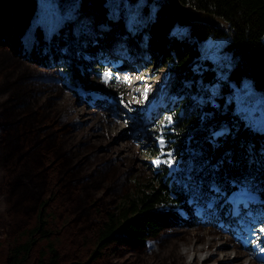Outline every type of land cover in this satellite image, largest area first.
<instances>
[{
    "label": "trees",
    "instance_id": "1",
    "mask_svg": "<svg viewBox=\"0 0 264 264\" xmlns=\"http://www.w3.org/2000/svg\"><path fill=\"white\" fill-rule=\"evenodd\" d=\"M181 1L226 26L186 18L168 0L119 8L58 0L62 10L74 2L69 15L48 29L36 24L27 46L22 34L37 0H0V264H206L188 263L180 250L198 235L192 229L234 241L243 224L264 226V132L226 92L244 77L264 91V0ZM123 32L140 36L146 66L158 56L177 64L174 97L162 107L172 123L160 130L166 149H175L173 170L134 174L133 157L97 154L80 118L60 103L73 90L87 103L78 86L126 91V82H105L88 67L109 60L108 36ZM220 35L233 62L227 78L208 55ZM218 81L221 93L213 90ZM240 188L257 199L233 212L228 197Z\"/></svg>",
    "mask_w": 264,
    "mask_h": 264
},
{
    "label": "rangeland",
    "instance_id": "2",
    "mask_svg": "<svg viewBox=\"0 0 264 264\" xmlns=\"http://www.w3.org/2000/svg\"><path fill=\"white\" fill-rule=\"evenodd\" d=\"M104 1L115 8L127 4V0ZM73 5L74 2L62 10L58 0H37L36 11L22 34L24 43L27 46L31 44L33 28L36 24H41L48 29L49 24L69 15ZM202 16L215 20L222 26L226 24L209 13L204 12ZM73 31H79L76 24L73 25ZM226 38L227 35L217 36L208 47V55L217 63L219 78L228 77L233 63L229 51L222 49ZM108 42L109 49L113 50L110 59H117L118 63H112L110 60L104 61V64L100 66L93 61L88 67L94 75L101 74L105 82L114 78L126 82L128 85L126 91L121 95L112 96L105 90L93 88L84 90L78 86L75 89L89 97L87 103L79 101L74 90L66 92L60 103L65 106L71 116L80 118L81 129L90 133V140L96 145L97 154L133 157V165L136 167L134 174L141 172V169L145 172L153 168L173 170L177 166L175 149L173 147L166 149L169 143L160 134V130L163 126H169L172 123V113L163 111L162 107L174 97L173 94H168L167 90L174 77L176 62L169 63L162 56H158L153 59V64L146 66L151 58L141 47L140 36L134 38L128 32H123L121 36L119 34L108 36ZM84 57L94 60L87 53ZM219 84H221L220 81L216 82L213 90L221 93ZM145 89L148 91L146 96ZM226 92L228 99L236 102L238 113L246 123L264 132V91L256 88L250 78L244 77L240 84ZM168 117H171L170 122ZM224 129L225 127L220 125L216 131L220 132ZM81 134L82 132L77 131L75 137L79 138ZM157 160L160 163H156ZM239 190L250 193L244 188ZM234 198L235 194L228 197L233 212L237 210L240 202L235 201ZM241 202L247 203L248 200L243 198ZM243 229V233L249 231L250 234H235L234 241H231L232 235L228 233L192 229L191 232L198 235L182 242L180 250L188 263L197 261L198 263L206 262V264H259L258 261L262 260V252L257 249V242L253 244V240L259 238L263 242L264 235L258 227L245 225ZM236 242L243 245L242 250L235 249ZM150 248L153 251L158 248V245L150 242Z\"/></svg>",
    "mask_w": 264,
    "mask_h": 264
},
{
    "label": "water",
    "instance_id": "3",
    "mask_svg": "<svg viewBox=\"0 0 264 264\" xmlns=\"http://www.w3.org/2000/svg\"><path fill=\"white\" fill-rule=\"evenodd\" d=\"M170 2V4L172 5V7L180 14L184 15L186 18L189 19H202V20H210L212 22H216L215 20L209 19V18H205L202 16V14H204L203 11H200L199 9L193 7L190 4H185L183 3L181 0H168ZM212 15V14H211ZM214 16V15H213ZM216 17V16H215ZM217 18V17H216ZM220 24V23H218ZM224 24V22H223ZM221 25V24H220ZM222 26V25H221ZM226 24L222 27H225Z\"/></svg>",
    "mask_w": 264,
    "mask_h": 264
},
{
    "label": "snow or ice",
    "instance_id": "4",
    "mask_svg": "<svg viewBox=\"0 0 264 264\" xmlns=\"http://www.w3.org/2000/svg\"><path fill=\"white\" fill-rule=\"evenodd\" d=\"M144 95L145 96L147 95V89L144 90ZM167 119L169 120V122L171 121V117H168ZM161 143H163V139L162 138H161ZM156 163H160V161L157 160ZM260 232L264 233V226H262L260 228ZM257 242H259V241H257ZM261 251H264V248H261Z\"/></svg>",
    "mask_w": 264,
    "mask_h": 264
},
{
    "label": "bare ground",
    "instance_id": "5",
    "mask_svg": "<svg viewBox=\"0 0 264 264\" xmlns=\"http://www.w3.org/2000/svg\"><path fill=\"white\" fill-rule=\"evenodd\" d=\"M148 92V91H147ZM261 261H264V260H261Z\"/></svg>",
    "mask_w": 264,
    "mask_h": 264
}]
</instances>
